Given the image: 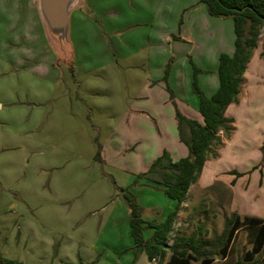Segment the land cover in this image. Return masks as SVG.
Listing matches in <instances>:
<instances>
[{
    "label": "rangeland",
    "instance_id": "rangeland-1",
    "mask_svg": "<svg viewBox=\"0 0 264 264\" xmlns=\"http://www.w3.org/2000/svg\"><path fill=\"white\" fill-rule=\"evenodd\" d=\"M168 1L113 0L110 5L120 3L124 14L121 21L116 20V15H111L110 20L117 29L130 27L125 34L108 32L100 20L102 1H92L94 7L83 8L89 20L80 32L69 36L70 44H76L75 53L70 44L61 47L51 34H44L33 0H0V254L4 258L24 264L161 263L160 257L150 261L146 252L136 247L124 192L129 191L142 207L144 219L158 223L165 221L177 204L142 173L150 169L161 147L169 145L171 127L165 125L180 109L166 101L167 94L159 84L152 94L149 92V100L155 106L149 114L157 122L135 111L136 106L146 109V104L138 102L154 72L146 36L162 18H168V26L186 27L184 13L175 19L174 7ZM162 9L170 13H163ZM197 14L199 30L191 26L184 34L194 38L192 42L197 36L202 44L208 40L209 28L216 27L223 35L222 46L228 51L231 43L227 40L234 34L232 19ZM222 20L229 21L220 29ZM109 38H125L127 42L126 47L114 51L113 62L118 60L119 64H111L102 56L106 48L103 39ZM263 43L261 34L254 51L258 60L249 69L250 75L257 71L255 78L261 81L252 93L254 105L251 106L250 93L245 105L234 103L229 108L235 118L233 138L249 139L252 145L264 141V68H256L261 63L264 67ZM119 53L126 57L119 59ZM199 54V49L197 54L193 50L191 59L195 57L193 62L205 69L204 74L211 75L210 67L218 59L214 61L207 54L203 62ZM177 57L174 55L169 62L171 67L178 63L174 62ZM178 64L193 67L186 60ZM145 100L148 99L142 101ZM157 132H165L166 136L168 132L169 138L160 137ZM246 146L245 142L238 145ZM255 152L240 150L229 160H222L217 166V171L222 170L221 180L215 186L221 185L222 179L230 180L226 167L245 171L255 162L258 169L264 162V151L261 148ZM253 170L239 179L238 187L247 185L248 176L252 175L251 189L255 188L253 184L260 179V173H251ZM215 186L202 191L195 185L186 209L212 204L210 209L217 213L216 219L206 223V227L216 233L232 213L226 205L230 198H212ZM246 209L264 215V201L250 203ZM179 224L170 234L169 244L177 234L203 231L193 222ZM151 231L145 229L144 237ZM170 254L167 250L162 264H167Z\"/></svg>",
    "mask_w": 264,
    "mask_h": 264
},
{
    "label": "crops",
    "instance_id": "crops-1",
    "mask_svg": "<svg viewBox=\"0 0 264 264\" xmlns=\"http://www.w3.org/2000/svg\"><path fill=\"white\" fill-rule=\"evenodd\" d=\"M92 1H102L101 9V24L102 26L110 33H114L115 31L118 32H123L122 34H125L127 30L130 27H124V28H116L117 24L111 21V15H116V20L121 21V16L124 14L123 9L121 7V4L118 3L117 5H110L113 3V0H75L72 8H71V14H70V29H69V36H71L74 31L80 32V29L82 26H84V22L86 20H89V16L83 12V8L87 5H89L90 8L94 7V4ZM33 2L36 4V8L38 10V16L40 23L43 28L44 34L47 32L49 34L48 28L46 26V23L44 21V18L40 12L39 8V2L38 0H33ZM170 6L174 7V12L176 13V16L182 12L184 13L186 20L185 24L186 27L183 29L178 28L177 25L175 26H168L170 22L168 21V18L160 19L159 21V26H156L155 23L152 27V30L149 32V34L146 36L148 41H149V46L152 51V54L150 56V61L151 64H154V72H151V78H150V83L147 84L148 87L145 90L146 92L143 93L141 92L142 95L141 99H148L145 101H139V104H146V109L142 110L140 107H135V111L138 113H144L147 114L150 119H153L152 116H150V112L155 110V106L152 105L151 99L149 100L152 94V90L156 89L159 84L162 86V90L166 92L167 96L166 101H169L173 104V99H171L170 94L168 95V90H167V84L164 81L165 77V70L169 62H171V58L176 55V53L173 51V41H174V36H178L179 38L177 40L185 41V42H192L191 39H194L192 37H188L187 34H184V30H190V27L193 26V28L196 30L197 27V17L199 16L197 14L201 12L204 16H206V13H208L207 8L205 4L201 3L199 0H169L168 1ZM99 6V5H98ZM123 6V5H122ZM132 6V5H131ZM165 10V11H164ZM206 10V13H205ZM163 13H170V10L167 9H162ZM197 11V12H196ZM168 16V15H167ZM192 16V20H190ZM211 16V15H210ZM208 19V17H206ZM174 19V22L176 23ZM210 22H212V19H208ZM229 20L227 21H221L219 23L220 29H222V26H225L228 23ZM112 22V24H111ZM209 22V23H210ZM177 24V23H176ZM216 23H213V25ZM199 30V27H197ZM208 30V40L203 41L202 44H199V40H196L192 42V47L191 50L181 56H178L177 59L174 62H180L181 60H186L188 63L191 62V53H193V50H195L197 54V50L199 49V56L202 58V61L204 62V57H206L207 54H211L213 57L214 61L218 59V63L212 67H210L212 74H204L205 69H202L203 74H198V82L201 90L204 92V94L208 97L212 96L216 90L219 87V77H218V66H219V56L222 52L227 51V47L222 46V40H223V35L222 32L217 31L216 27H214L213 30L209 28ZM234 31V27H233ZM117 36H114L116 38ZM122 35L119 37L121 39ZM187 37V38H186ZM115 39V40H110L109 39H103L106 45V52L105 50L102 51V56H106V59L108 62H113V57L114 51L117 50L118 48H124L126 47L127 42L125 41V38L122 40ZM200 38V37H199ZM70 39V38H69ZM102 40V39H101ZM205 46H202L203 44L207 43ZM227 42L231 43L230 49L227 51V53L232 54L234 52L235 48V33L230 36V38L227 40ZM70 44V43H69ZM72 45V46H71ZM102 45V42H101ZM76 44L75 42L73 44H70V47H73V52L77 53L76 49ZM199 47V48H198ZM110 48L112 49V52L110 51ZM54 52H56L55 49H53ZM153 55L155 56L154 61H152ZM253 57L251 58L247 70L244 74L243 77V83L241 86V92L239 94V101L236 103V105L243 106L245 105L248 97L250 96L251 93V102L253 103L252 100V95L255 94L256 89L259 88L261 85V81L257 80L255 78V74L257 71H255V74H249V69L252 67V64L256 60H258L256 55L253 53ZM122 57H126V55L121 54ZM120 53L118 58L121 59ZM177 56V55H176ZM189 56V57H188ZM196 61V58L193 57ZM192 58V59H193ZM206 62V61H205ZM176 64L171 67L169 76H168V84L170 88L174 92V101L177 103L179 109L181 112L188 118L192 119H197L200 122H203V118L199 112V105H200V99L199 96L194 92L193 89V80H194V69L193 67L189 66V68L186 66L185 68L182 65ZM198 64L197 66L200 67V64L198 62H195ZM111 64H119L118 60ZM191 65V64H190ZM257 69L259 68H264L261 64L257 65ZM246 84V88L244 89V84ZM151 91V94L149 93ZM253 93V94H252ZM165 101V102H166ZM147 102H150L147 104ZM233 104H231L227 111H226V116L232 117L233 113H231V109H229ZM254 103L251 105L253 106ZM246 109L248 108L247 106H244ZM230 110V111H229ZM149 111V112H147ZM264 115V113L262 114ZM175 117V115H174ZM157 118V117H156ZM148 119V118H147ZM155 119V118H154ZM153 121L157 122L156 119ZM149 120V119H148ZM170 122H166L165 126H170L171 127V133L169 139V145L167 147L162 146L161 149L158 151L156 154L154 160L159 157L164 150H167L170 152V156L173 161H177L181 158L186 157L189 154V149L187 145L181 140V133L179 130V122L177 118H171L169 119ZM176 121V123H175ZM157 124V123H156ZM234 127H235V118H234ZM236 129V127H235ZM158 133V132H157ZM188 134V131L186 132ZM159 134V133H158ZM224 134V136L222 135ZM165 135L166 139L169 138V134L167 132V136L165 132H160L159 136L163 137ZM218 136L221 139L220 143H214L210 147V152L208 154V159L203 167V170L197 180V182L193 183L188 191L187 197L185 201L181 204L179 212L176 216V219L173 224V229L170 232L172 235L177 228H179L180 224L179 222H187L189 224H192V222L197 226L199 230L198 233L192 232L189 235H176L175 239H173V243L169 244V246H172L176 241H178L181 244L186 243L189 241L191 237H194L195 240L197 241V249H199L198 253H194L191 248L188 247V252L187 255L193 254L194 258L191 260V264H203L204 261L207 262L208 259L211 260L209 264H264V243L259 246V242H256L258 238L261 236V233H253L248 228H240L237 230L234 235L232 236L230 242L228 245H226L225 240L223 239L224 231L227 226V221L228 219L232 218L235 214L240 215L242 218L244 217H257L260 218L264 221V215H259L255 214L252 210L246 209V205L250 203H260V201H264V162L260 165V167L255 170L253 168L257 165L255 162L249 165L247 169L253 170L251 173L256 172L257 170L260 173V179H257L254 181L255 188L252 187L251 189V176H248V184L246 185H241L242 189L238 187V182L239 179H242L244 177L234 179L233 177L235 175L231 174L230 180H227L226 182L223 181L221 185L215 186V182L220 179V174L222 173V170L217 171V166L220 165V162L224 159L229 160L232 157V154L234 152L238 151H248L249 149H253L254 151L257 152V149H261L264 151V141H259L258 144L252 145L248 140L249 139H244L243 141H237L238 139H234V130L232 131L230 136H227V134L223 131L220 130L218 131ZM252 141V139H250ZM241 142H245L246 147H238V145ZM255 152V153H256ZM258 153V152H257ZM260 155V154H259ZM264 156V154H263ZM213 158V160H211ZM253 159L252 161H254ZM258 161V159L256 160ZM212 169V170H211ZM225 170L228 172L232 170H237L235 168L231 167H226ZM249 170L245 171H240V172H248ZM211 171L213 173L211 174ZM224 171V170H223ZM206 172V173H205ZM250 172H248L249 174ZM230 174V173H229ZM247 174V175H248ZM233 175V176H232ZM206 177V178H204ZM236 180L235 184H233V181ZM259 180V181H258ZM156 182V181H155ZM156 185L159 188L164 189V185L161 183L156 182ZM198 186L202 191L211 188L215 186L216 188L213 190L214 194L212 198L214 200L222 201V199H226L227 197L230 198L227 201V206L231 209L232 215L228 217H224L225 220H223L224 226L221 230L215 232H212L206 227V223H213L214 218L216 219L215 215L217 213H213L210 208L213 207L212 204L208 205L207 207L202 204V205H196L193 206L191 209H193V212H191V209L187 210L186 208L188 207V201L190 198L191 191L194 186ZM164 191V190H163ZM226 192L227 194H224ZM166 196V195H165ZM223 197V198H222ZM166 198L169 199L167 196ZM174 201V200H171ZM263 203V202H262ZM173 211V210H171ZM190 212V213H189ZM251 212V213H250ZM189 213V214H187ZM209 218L213 219H201L200 216L205 215ZM223 216V213H222ZM190 218V219H189ZM146 221H151L147 220ZM216 223V222H215ZM149 228V227H148ZM147 229V228H146ZM153 231H151V234L145 239L151 238L154 234V229L150 228ZM216 230V229H215ZM170 234L168 237L170 238ZM187 247V246H186ZM179 250H181V247H178ZM170 250V257L167 263L170 261L171 255H172V250Z\"/></svg>",
    "mask_w": 264,
    "mask_h": 264
},
{
    "label": "trees",
    "instance_id": "trees-1",
    "mask_svg": "<svg viewBox=\"0 0 264 264\" xmlns=\"http://www.w3.org/2000/svg\"><path fill=\"white\" fill-rule=\"evenodd\" d=\"M199 1L205 4L209 15L232 19L235 33V48L232 54L227 52L220 54L218 66L219 87L210 97L206 96L201 90L198 74L202 70L191 59L194 69L193 89L200 99L199 112L203 118V122L186 117L177 108L176 118L179 122L180 138L187 145L189 154L184 158L173 161L170 152L164 150L155 159L150 169L142 173L143 177L163 184L165 195L177 202L176 207L163 222L158 223L155 220L146 221L142 216V207L136 202L129 191L124 192L130 207L129 221L135 245L138 249L146 252L150 261H154L157 257H160V264H162L168 249H171L173 253L167 264H191L194 255H187L188 247L196 254L199 252L197 241L194 237H191L184 244L176 241L172 246L168 245V237L173 229L180 206L187 197L190 186L197 182L203 170L211 145L221 142L218 131L223 130L227 136H230L235 129L233 125L234 118L226 116V111L231 104L238 103L243 77L255 49L259 46L261 34H263L264 40V0ZM173 38L175 40L179 37L174 36ZM262 56H264V43ZM172 60L173 58H171ZM170 69L171 64L169 63L165 70L164 81L167 84L170 97L173 99L175 107H177V103L174 101V92L168 84ZM184 131H188L187 137H185ZM98 157L99 159L102 158L101 147ZM256 168L254 167L253 169ZM229 173L235 175L234 179L248 174V172L237 170H232ZM235 182L236 180L233 181V184ZM148 227L154 229V234L151 238L145 239L143 233ZM240 228H248L253 233H261L256 242H259V246L264 243V221L257 217L246 216L242 218L240 215L235 214L232 218L228 219L224 231L223 239L226 245H228L234 233ZM178 247L182 249L179 250ZM209 262H211L210 259L207 262L204 261L203 264H209ZM0 264L24 263L4 258L0 254Z\"/></svg>",
    "mask_w": 264,
    "mask_h": 264
},
{
    "label": "water",
    "instance_id": "water-1",
    "mask_svg": "<svg viewBox=\"0 0 264 264\" xmlns=\"http://www.w3.org/2000/svg\"><path fill=\"white\" fill-rule=\"evenodd\" d=\"M38 2L49 34L61 47L68 45L70 43V14L75 0H38ZM172 45L177 56L189 52L192 47L190 42L177 39L173 41Z\"/></svg>",
    "mask_w": 264,
    "mask_h": 264
}]
</instances>
